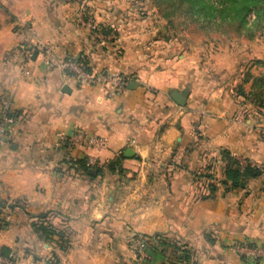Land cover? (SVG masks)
Returning <instances> with one entry per match:
<instances>
[{
    "label": "crops",
    "instance_id": "crops-1",
    "mask_svg": "<svg viewBox=\"0 0 264 264\" xmlns=\"http://www.w3.org/2000/svg\"><path fill=\"white\" fill-rule=\"evenodd\" d=\"M85 5L0 0V96L23 115L0 145V199L16 203L4 215L0 248L9 247L19 264H142L136 237L160 235L190 241L192 259L184 264H249L230 244L264 246V170L244 188H229L221 150L264 167V132L257 133L264 116L255 112L253 125L243 124L224 89L154 51L151 37L120 34L98 44L85 23L88 11L112 26L123 20L115 7ZM43 46L58 59L85 56L92 69L135 81L109 96L47 64ZM174 90L185 95L184 105L171 97ZM79 129L106 147H70L66 138ZM209 163L212 193L196 178ZM44 214L45 224L66 233V248L36 232L33 223ZM150 254L151 264L166 258L159 250Z\"/></svg>",
    "mask_w": 264,
    "mask_h": 264
},
{
    "label": "rangeland",
    "instance_id": "rangeland-1",
    "mask_svg": "<svg viewBox=\"0 0 264 264\" xmlns=\"http://www.w3.org/2000/svg\"><path fill=\"white\" fill-rule=\"evenodd\" d=\"M84 1L89 3L84 7H115L113 15L122 18L123 26L117 27L112 26L110 22L96 21L92 18L97 16L93 11L86 13L87 19L92 18L94 23L99 25V32L104 38L115 41L119 39L120 34L136 35L139 40L141 37H146V40L151 37L150 42L153 43L154 51L171 55L177 67L181 69L191 67L195 75L207 76L212 87L224 89L226 96L228 98L231 96V101L237 105L243 124H247L246 121L250 119L253 125L255 112L256 115L264 116V106L260 107L259 103L255 102L257 98L255 91L262 88L260 85L254 87L253 80V77L264 76V65H253L254 58L264 59V19L257 22L258 18L253 10L246 14V23L240 25L238 19H221L220 10L217 11L214 20L199 17L190 13L187 4H181L179 0ZM113 15L110 21L114 19ZM101 25L109 27L110 32L104 33ZM89 33L93 35L91 30ZM95 40L99 41L98 44L103 42L100 38ZM241 92L246 95H241ZM262 96L261 99L264 100V91ZM251 130L253 132V126ZM262 132L264 128L258 129L257 133ZM235 158L240 159L243 164L253 163L252 160L240 156ZM238 242L249 243L247 240ZM238 255L249 264L257 262L264 264V259L253 260L251 257Z\"/></svg>",
    "mask_w": 264,
    "mask_h": 264
},
{
    "label": "trees",
    "instance_id": "trees-1",
    "mask_svg": "<svg viewBox=\"0 0 264 264\" xmlns=\"http://www.w3.org/2000/svg\"><path fill=\"white\" fill-rule=\"evenodd\" d=\"M157 1V0H156ZM172 1V0H171ZM175 1V0H173ZM181 4H187L189 7V12L194 13L199 17H204L205 19H215L217 16V11H221L220 15L221 19H230V20H239V24L243 25L246 23V14L253 10L257 15L258 20L264 19V0H179ZM103 32L108 34L111 29L109 27L103 26ZM79 61H81L85 66L89 65V61L85 56L77 57ZM253 65H264L263 58H254ZM90 69V66L86 67ZM69 74V73H67ZM254 87H258L259 85L262 88L256 92L255 102L259 103L260 107L264 106V100L261 99L263 91H264V76L263 77H253ZM241 95L245 96L246 94L241 92ZM3 96V95H2ZM1 96V97H2ZM259 96V98H258ZM16 116H19L21 123L23 121V115L19 110L15 109ZM222 159L224 161V178L222 179V183L229 186V188H244L248 180L253 178H258L263 175V171L259 169L257 166L252 165L251 163H241L235 156L231 155L229 149L223 148L221 150ZM249 159V158H246ZM212 163L206 165V170L198 173L197 179L202 184H205L207 180L212 178V173L210 170ZM206 187L212 192L216 190V186L213 183L207 184ZM16 206L15 204H8L5 200L0 199V230L8 225L4 215L6 214V210L13 209ZM39 222L33 223L36 232L44 235L45 238L51 239L55 236L57 237V241H59L60 246L66 248L68 237L66 233L54 227L51 223L46 221V214L39 216ZM212 228V227H211ZM210 228H206L204 233L208 241L214 242L213 238L209 235ZM144 238L149 245L151 251L159 250L161 253L166 254V259L171 264H184L185 261H189L192 259V252L190 249V241L185 242H176V241H168L162 239L163 237L160 235H141L136 237V239ZM156 239H158L157 243L166 244V247L159 249L157 244L155 243ZM254 245V244H253ZM137 249V247H136ZM0 255L7 257L9 259H14L11 254V249L7 246H2L0 248Z\"/></svg>",
    "mask_w": 264,
    "mask_h": 264
},
{
    "label": "built area",
    "instance_id": "built-area-1",
    "mask_svg": "<svg viewBox=\"0 0 264 264\" xmlns=\"http://www.w3.org/2000/svg\"><path fill=\"white\" fill-rule=\"evenodd\" d=\"M85 23L92 31L94 39L104 38V35H101L99 32V25H96L92 18L88 19ZM42 52L45 53V62L47 64L61 66L67 73H69L67 74L69 77L75 79L79 83H88L91 85L98 84L106 88L109 96L121 94L126 90L129 83L135 81L131 75L123 74L117 71H98L92 69L91 67L90 69H87L86 67L90 65L85 66L78 60V58L75 57L63 60L58 59L54 55V49L50 46H43ZM20 124L21 120L19 116H16L15 109L12 107L9 100L4 96H0V145H3L10 140L13 129ZM66 139L70 147L77 146L82 143L91 145L98 150L106 147V141L103 138L93 134H88L83 129L77 130L73 135L68 136ZM250 163L253 164L252 162ZM260 169L264 170V167L262 166ZM135 242L142 264H151L149 262L151 249L149 248L146 240L144 238H140L138 240L136 239ZM230 248L238 254L253 258V260L264 259V247L237 241V243L235 242ZM0 264H18V262L15 259H9L0 255ZM163 264L171 263L165 260Z\"/></svg>",
    "mask_w": 264,
    "mask_h": 264
},
{
    "label": "water",
    "instance_id": "water-1",
    "mask_svg": "<svg viewBox=\"0 0 264 264\" xmlns=\"http://www.w3.org/2000/svg\"><path fill=\"white\" fill-rule=\"evenodd\" d=\"M171 97L179 105H184L186 102V97L180 91L174 90L171 94Z\"/></svg>",
    "mask_w": 264,
    "mask_h": 264
}]
</instances>
